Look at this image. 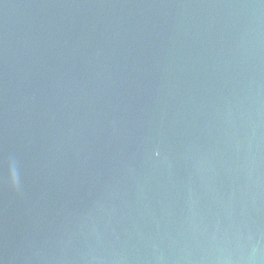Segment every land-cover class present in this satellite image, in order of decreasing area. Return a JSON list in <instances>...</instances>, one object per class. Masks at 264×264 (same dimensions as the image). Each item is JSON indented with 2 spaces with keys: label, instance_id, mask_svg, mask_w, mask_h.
I'll return each mask as SVG.
<instances>
[{
  "label": "water",
  "instance_id": "obj_1",
  "mask_svg": "<svg viewBox=\"0 0 264 264\" xmlns=\"http://www.w3.org/2000/svg\"><path fill=\"white\" fill-rule=\"evenodd\" d=\"M0 264H264V0H0Z\"/></svg>",
  "mask_w": 264,
  "mask_h": 264
}]
</instances>
